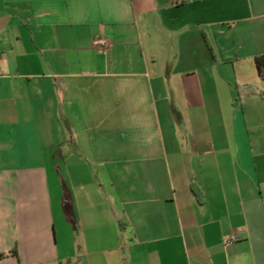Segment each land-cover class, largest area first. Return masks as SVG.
Returning <instances> with one entry per match:
<instances>
[{
    "label": "crops",
    "instance_id": "1",
    "mask_svg": "<svg viewBox=\"0 0 264 264\" xmlns=\"http://www.w3.org/2000/svg\"><path fill=\"white\" fill-rule=\"evenodd\" d=\"M260 55L264 0H0V264H264Z\"/></svg>",
    "mask_w": 264,
    "mask_h": 264
},
{
    "label": "trees",
    "instance_id": "2",
    "mask_svg": "<svg viewBox=\"0 0 264 264\" xmlns=\"http://www.w3.org/2000/svg\"><path fill=\"white\" fill-rule=\"evenodd\" d=\"M255 60H256V66H257L258 72L260 76L264 78V55H260L256 57ZM243 87H246L247 89L242 90ZM239 88H240V94H251V93L258 91L252 84L239 85ZM260 93L264 97V91L260 90Z\"/></svg>",
    "mask_w": 264,
    "mask_h": 264
},
{
    "label": "built area",
    "instance_id": "3",
    "mask_svg": "<svg viewBox=\"0 0 264 264\" xmlns=\"http://www.w3.org/2000/svg\"><path fill=\"white\" fill-rule=\"evenodd\" d=\"M94 44L100 46L102 49H104V51H106L109 45V41L106 38L101 37V38L95 39Z\"/></svg>",
    "mask_w": 264,
    "mask_h": 264
},
{
    "label": "rangeland",
    "instance_id": "4",
    "mask_svg": "<svg viewBox=\"0 0 264 264\" xmlns=\"http://www.w3.org/2000/svg\"><path fill=\"white\" fill-rule=\"evenodd\" d=\"M66 168L72 169L73 167H62V173L66 170ZM63 176H65V173H63Z\"/></svg>",
    "mask_w": 264,
    "mask_h": 264
}]
</instances>
